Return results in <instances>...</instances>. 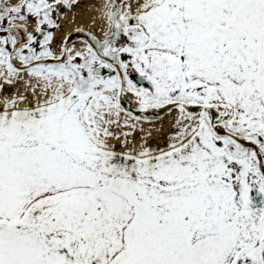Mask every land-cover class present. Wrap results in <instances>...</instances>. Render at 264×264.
Wrapping results in <instances>:
<instances>
[{"label": "snow or ice", "instance_id": "snow-or-ice-1", "mask_svg": "<svg viewBox=\"0 0 264 264\" xmlns=\"http://www.w3.org/2000/svg\"><path fill=\"white\" fill-rule=\"evenodd\" d=\"M82 2L0 0V264H264V0Z\"/></svg>", "mask_w": 264, "mask_h": 264}, {"label": "bare ground", "instance_id": "bare-ground-1", "mask_svg": "<svg viewBox=\"0 0 264 264\" xmlns=\"http://www.w3.org/2000/svg\"><path fill=\"white\" fill-rule=\"evenodd\" d=\"M100 0H83L81 5L77 8H74L72 11H69L67 13V22H62L63 27L65 30L68 28H75L77 24L83 23L85 27L92 28L94 25L90 21V17L94 15H98L94 11L89 10V5L91 4H99ZM73 13L76 14V21L75 23L72 22L73 18ZM29 31L32 30L31 24L28 26ZM74 40L79 42L80 37H73ZM164 120H165V126H167V115H164ZM156 126H159V122H156Z\"/></svg>", "mask_w": 264, "mask_h": 264}, {"label": "water", "instance_id": "water-1", "mask_svg": "<svg viewBox=\"0 0 264 264\" xmlns=\"http://www.w3.org/2000/svg\"><path fill=\"white\" fill-rule=\"evenodd\" d=\"M164 115H166V114H163V113H162V116H164Z\"/></svg>", "mask_w": 264, "mask_h": 264}]
</instances>
